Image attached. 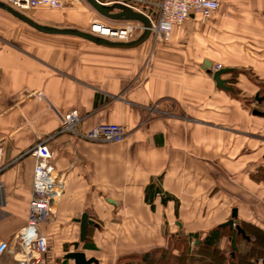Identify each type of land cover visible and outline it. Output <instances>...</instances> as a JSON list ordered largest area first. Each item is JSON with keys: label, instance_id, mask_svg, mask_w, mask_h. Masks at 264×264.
I'll return each instance as SVG.
<instances>
[{"label": "crops", "instance_id": "0c3cea01", "mask_svg": "<svg viewBox=\"0 0 264 264\" xmlns=\"http://www.w3.org/2000/svg\"><path fill=\"white\" fill-rule=\"evenodd\" d=\"M47 9L30 16L87 30L88 22L72 12ZM4 13L0 240L12 243L27 223L36 164L28 150L49 138L64 191L40 230L56 264H74L66 255L75 251L94 258L91 264H117L123 256L167 248L176 236L204 237L217 227L225 230L221 248L235 245L244 254L255 247L263 255L254 264H264V116L234 95L238 89L256 97L264 83V0H221L209 19L192 13L169 41L152 47L149 37L135 48L44 33ZM219 64L230 68L222 78L234 91L214 80ZM72 110L82 118L78 132L119 123L126 128L123 141L60 131L61 114ZM234 210L246 235L224 226ZM84 213L92 222L81 241Z\"/></svg>", "mask_w": 264, "mask_h": 264}, {"label": "built area", "instance_id": "2783aa9c", "mask_svg": "<svg viewBox=\"0 0 264 264\" xmlns=\"http://www.w3.org/2000/svg\"><path fill=\"white\" fill-rule=\"evenodd\" d=\"M18 11L24 12L38 7L63 8L64 0H2ZM103 4H123L146 15L150 22V39L169 41L175 26L183 24L192 13L201 19H209L220 8L221 0H99ZM146 26L133 20L94 19L90 32L111 41L129 42L144 32ZM221 65L216 66V70ZM41 94V93H39ZM82 120L77 110L61 114L62 132L77 133L90 141L121 142L126 128L119 123L98 124L85 132H78L76 126ZM47 139L36 142L28 152L36 157L33 191L28 209L27 223L15 235L13 242L0 240V262L3 256L13 251L18 264H56L50 248L49 238L40 230L52 214L54 202L64 191V174L54 164V152ZM6 168L4 146L0 144V173ZM194 244V240L191 241Z\"/></svg>", "mask_w": 264, "mask_h": 264}, {"label": "trees", "instance_id": "16d2710c", "mask_svg": "<svg viewBox=\"0 0 264 264\" xmlns=\"http://www.w3.org/2000/svg\"><path fill=\"white\" fill-rule=\"evenodd\" d=\"M235 82V78L232 79ZM259 95L264 89V83L260 82ZM240 98L245 105L249 101L246 97L240 94L238 89L235 94ZM264 169H260V176L264 177ZM263 172V174H261ZM155 184H151L149 190H152ZM170 195L166 194L164 201L166 202ZM150 200V199H149ZM241 227V226H240ZM248 229V226H245ZM224 227H217L209 231L206 236L201 237L199 234L194 238L188 236H176L170 239L167 248H155L141 254L127 255L121 257L117 264H254L255 259H259L263 252L260 249L252 248L246 253H239L236 246L232 245L230 250L221 248V240L225 236ZM242 235L245 231L242 227ZM259 229L253 228L251 232L257 237L259 242L263 244ZM247 233V232H246ZM246 235V234H245ZM248 235V234H247ZM194 239V246H191V240ZM196 240L199 241L196 244ZM264 240V238H263ZM256 246L261 247V244L255 241Z\"/></svg>", "mask_w": 264, "mask_h": 264}, {"label": "water", "instance_id": "95a60500", "mask_svg": "<svg viewBox=\"0 0 264 264\" xmlns=\"http://www.w3.org/2000/svg\"><path fill=\"white\" fill-rule=\"evenodd\" d=\"M87 2L96 12H98L100 15L106 18L114 19V20L140 21L146 26V29L138 38L134 40H131L129 42H118V41L108 40L106 38L97 36L91 33L90 31L81 30L75 27L63 28V27H57V26L40 23L31 16L27 15L24 12L16 10L11 5L7 4L2 0H0V9L10 13L20 21L28 24L29 26L35 28L38 31L49 34L74 35L89 40L91 42H94L96 44L104 45L108 47L135 48L140 46L142 43H144L149 39L151 35V30H150L151 22L149 18L143 13L135 11L120 3H116L113 5H106L100 2L99 0H87ZM228 70H230V68L218 69L215 71L213 77L219 87H222L225 90L234 91V88L228 85L227 81L222 78V75ZM257 99L259 101L262 100V98L259 97H257ZM253 113L259 116H264V111L261 110H254ZM236 217H237L236 210H234L232 214V218L228 220V222H226L224 226H229L230 228L235 227L238 231H242L240 225L236 223ZM80 222H81V241H84L87 238L88 226L92 221L90 220L89 215L87 213H84L82 215V218L80 219ZM66 258L68 260L73 259L75 262L74 264H91L94 261L96 262L94 258L87 259L86 254L82 251L69 252L66 255Z\"/></svg>", "mask_w": 264, "mask_h": 264}, {"label": "rangeland", "instance_id": "374dc122", "mask_svg": "<svg viewBox=\"0 0 264 264\" xmlns=\"http://www.w3.org/2000/svg\"><path fill=\"white\" fill-rule=\"evenodd\" d=\"M65 5L63 8H51V9H47L50 10L52 12H58V11H65V12H72V14H74L76 16V19L79 20H83L85 22H88L87 27H86V31H89L91 28V23L94 19H101V20H112L109 18H106L102 15H100L98 12H96L91 6L90 4L87 2V0H64ZM47 7H38L37 9H30L28 11H24V13H26L27 15H32L33 16V11L34 10H39V9H44ZM4 11V10H3ZM5 16H9L10 18H12V20L14 22H16V24L20 25V26H27L26 23H23L22 21L18 20L17 18H15L14 16H12L10 13L4 11ZM8 14V15H7ZM31 16V17H32ZM114 20V19H113ZM151 41V46L154 47L155 43L153 40ZM160 42V41H159ZM264 93V89L261 91ZM257 97L262 98L261 101H259L257 99ZM249 101L247 102V106L249 107V110L252 112L254 110H261L264 111V95L260 96L259 94L256 97H252V98H247ZM262 169V168H261ZM264 169V168H263ZM264 172V171H263ZM263 172L261 174H263ZM264 175V174H263ZM192 246H194V244H192ZM14 256L13 254H6L2 259L0 264H15L14 261Z\"/></svg>", "mask_w": 264, "mask_h": 264}]
</instances>
